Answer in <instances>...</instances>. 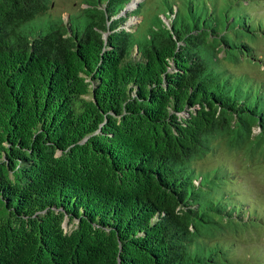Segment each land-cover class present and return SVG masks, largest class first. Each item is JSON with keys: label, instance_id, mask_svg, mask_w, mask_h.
<instances>
[{"label": "trees", "instance_id": "16d2710c", "mask_svg": "<svg viewBox=\"0 0 264 264\" xmlns=\"http://www.w3.org/2000/svg\"><path fill=\"white\" fill-rule=\"evenodd\" d=\"M54 1L0 0V264H264L261 198L202 165L264 158V0Z\"/></svg>", "mask_w": 264, "mask_h": 264}, {"label": "rangeland", "instance_id": "374dc122", "mask_svg": "<svg viewBox=\"0 0 264 264\" xmlns=\"http://www.w3.org/2000/svg\"><path fill=\"white\" fill-rule=\"evenodd\" d=\"M83 1L84 0H55L53 10L56 13H62L64 17H67L70 12L78 9L80 6H85ZM135 4H137V2L131 0L126 8H132ZM140 20L141 15L131 16L127 19L124 25L129 26L131 23H138ZM261 50L264 51V45L261 46ZM249 68L250 66L247 69ZM249 71L251 72L252 70L249 69ZM257 75L260 77L264 76L262 73H257ZM260 129L259 126H254L253 135H255ZM245 152H247L245 148H240L239 150L233 148L230 149L223 144L218 150L213 152L209 158H206L202 165L218 164L221 160L227 161L229 165L237 169L239 172L237 174L241 176L240 179L245 183V188L252 191L256 197H260L261 203L264 205V158L257 153L249 156ZM258 178H260V181H257ZM74 226L75 224L72 221L66 220L64 222L66 230H71ZM243 244L246 246L244 247ZM239 249L240 251H264V228L252 229L251 232H249L248 237L240 245Z\"/></svg>", "mask_w": 264, "mask_h": 264}, {"label": "water", "instance_id": "95a60500", "mask_svg": "<svg viewBox=\"0 0 264 264\" xmlns=\"http://www.w3.org/2000/svg\"><path fill=\"white\" fill-rule=\"evenodd\" d=\"M66 220H69L68 217H66V219L64 220V222H65ZM69 221H70V220H69ZM75 221H76V220H75ZM72 222H73V221H72Z\"/></svg>", "mask_w": 264, "mask_h": 264}]
</instances>
